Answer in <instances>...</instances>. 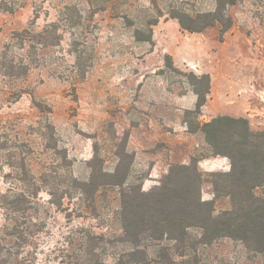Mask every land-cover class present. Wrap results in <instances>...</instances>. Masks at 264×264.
<instances>
[{"label":"rangeland","instance_id":"rangeland-1","mask_svg":"<svg viewBox=\"0 0 264 264\" xmlns=\"http://www.w3.org/2000/svg\"><path fill=\"white\" fill-rule=\"evenodd\" d=\"M231 1L0 0V264H116L130 248L116 243L123 192L140 200L172 168L186 195L177 167L197 165L204 212L232 209L213 183L230 160L197 130L229 116L264 131V0ZM219 7L231 27L190 32L177 18L197 26ZM192 74L211 78L200 114ZM144 242L152 259L175 243ZM170 254L264 264L226 237Z\"/></svg>","mask_w":264,"mask_h":264},{"label":"trees","instance_id":"trees-1","mask_svg":"<svg viewBox=\"0 0 264 264\" xmlns=\"http://www.w3.org/2000/svg\"><path fill=\"white\" fill-rule=\"evenodd\" d=\"M177 18L183 29L190 32H202L217 22L226 23L225 28H229L232 23L222 14L220 7L216 12L199 14L194 19L197 26L187 25ZM191 77L197 95L196 114H200L210 92L211 78L209 74H192ZM197 130L205 134L213 156L230 160L231 170L215 174L213 183L217 195L230 196L232 209L217 217L212 211L204 212L203 208L209 203L201 201L202 175L197 165L177 167L187 173L186 180H183L189 188L186 195L180 189V182L173 181L180 171L175 172L176 169L172 168L168 184L164 183L148 194H140V200L123 192L121 216L124 233L116 243L130 248L119 255L116 264H175L170 254L173 249L185 257L188 248L195 251L198 245H211L225 237L242 242L254 253H264V131L255 133L246 118L229 116L216 117ZM191 188L196 196L189 194ZM257 189L262 193L258 194ZM196 228L203 231L201 239L186 241L188 230ZM146 239L158 242V246L165 240L176 244L172 248L161 246L159 256L152 259L144 242Z\"/></svg>","mask_w":264,"mask_h":264}]
</instances>
